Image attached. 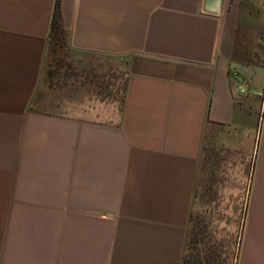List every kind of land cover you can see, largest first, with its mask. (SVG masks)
Wrapping results in <instances>:
<instances>
[{"label": "crops", "instance_id": "crops-1", "mask_svg": "<svg viewBox=\"0 0 264 264\" xmlns=\"http://www.w3.org/2000/svg\"><path fill=\"white\" fill-rule=\"evenodd\" d=\"M205 204L264 264V0H0V264H183Z\"/></svg>", "mask_w": 264, "mask_h": 264}, {"label": "rangeland", "instance_id": "rangeland-1", "mask_svg": "<svg viewBox=\"0 0 264 264\" xmlns=\"http://www.w3.org/2000/svg\"><path fill=\"white\" fill-rule=\"evenodd\" d=\"M113 74L118 75L117 82L122 84L126 78L125 66L120 65L116 60L109 59L105 56L95 55V74ZM110 97H98L95 95V107L99 103L98 100L107 102L110 101ZM112 100H120V91L117 94L112 95ZM96 110V109H95ZM243 205L234 204H205L197 206V212L200 216L206 219L205 238L211 241L216 240L218 243L220 240H224L227 246V254L225 257L228 260V264H235L237 258V238L236 231L241 228V218L243 216ZM226 250V247H224Z\"/></svg>", "mask_w": 264, "mask_h": 264}, {"label": "trees", "instance_id": "trees-1", "mask_svg": "<svg viewBox=\"0 0 264 264\" xmlns=\"http://www.w3.org/2000/svg\"><path fill=\"white\" fill-rule=\"evenodd\" d=\"M201 239L202 251L200 249H197L196 252L194 250L193 252H185L183 257V264H219L220 262H224L218 249L216 247H213V244L210 243V240L207 239L206 242H203L204 238H200V241Z\"/></svg>", "mask_w": 264, "mask_h": 264}, {"label": "built area", "instance_id": "built-area-1", "mask_svg": "<svg viewBox=\"0 0 264 264\" xmlns=\"http://www.w3.org/2000/svg\"><path fill=\"white\" fill-rule=\"evenodd\" d=\"M237 90L240 92V93H244L246 90L241 87V85L237 86Z\"/></svg>", "mask_w": 264, "mask_h": 264}]
</instances>
